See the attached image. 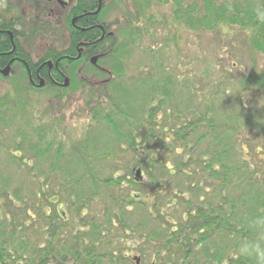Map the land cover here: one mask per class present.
<instances>
[{"label":"trees","instance_id":"trees-1","mask_svg":"<svg viewBox=\"0 0 264 264\" xmlns=\"http://www.w3.org/2000/svg\"><path fill=\"white\" fill-rule=\"evenodd\" d=\"M117 1L126 0H111L109 11ZM128 2L139 16L117 27L100 61L114 78L69 86L81 92L82 136L70 143L63 118L45 121L30 110V92L49 90L62 101L68 88L34 90L19 75L14 93L0 97V264H130L118 234L143 238L139 253L150 264H258L240 247L260 240L249 221L264 219V70L243 73L231 87L223 72L199 89L174 74L163 53L181 30L237 28L264 56V0ZM153 5L169 6V15L151 14ZM146 40L147 61L129 77L127 64ZM92 124L104 129L87 131ZM126 151L149 185L135 175L123 195L115 154ZM21 174L33 176L34 189Z\"/></svg>","mask_w":264,"mask_h":264},{"label":"flooded vegetation","instance_id":"flooded-vegetation-1","mask_svg":"<svg viewBox=\"0 0 264 264\" xmlns=\"http://www.w3.org/2000/svg\"><path fill=\"white\" fill-rule=\"evenodd\" d=\"M110 1L0 0V78L22 75L34 90L108 85L104 50L120 24L139 16L128 0L109 11Z\"/></svg>","mask_w":264,"mask_h":264},{"label":"rangeland","instance_id":"rangeland-1","mask_svg":"<svg viewBox=\"0 0 264 264\" xmlns=\"http://www.w3.org/2000/svg\"><path fill=\"white\" fill-rule=\"evenodd\" d=\"M150 13L157 17H161L169 15L170 12L166 5H153L150 9ZM162 33V29L159 33H157L158 43L160 42V34ZM179 38L180 42L177 46L171 45L167 49V52L163 53V55L170 59L174 74H177L179 70L182 71L185 79L187 80L186 84L191 81L199 89L204 88L203 84H205L209 78H211L212 81H214L213 79H219L223 72H225L223 75L227 78V83L230 86V83L233 85L235 80L243 73L264 70V56L260 53L253 52L247 46V35L245 36V33L237 28L201 34L200 36L190 34L186 30H181L179 32ZM147 47L148 41L146 40L139 47L141 49H134L132 58L127 64L129 77H137L139 75L140 71L136 67L140 62L146 63L147 56L144 54L143 49ZM140 67L144 70L147 69L145 71L149 70V66L147 65ZM210 72H213V75H210ZM13 81V77H9L8 79L0 78V97L14 93V87L10 84ZM80 93L81 92L72 90L69 87L67 91L62 94V101L53 98L49 90L30 92L27 97L30 104V110L34 111V113L40 118H43L44 116L43 120L50 121V119H54L55 117L63 118L64 127L67 128L68 132H72V135L69 136V142L72 143V139H74L75 136L77 137V134L82 136V131L85 132V128L87 126V119L84 113L85 111H83L84 107L79 106L81 104ZM256 98L258 97L256 96ZM256 98H253L254 102L257 101ZM158 117L161 119L162 114H159ZM160 119L158 120L160 121ZM100 129L103 130L104 127L92 124L87 128V131L96 130L101 132ZM3 155L4 154L0 151V157ZM133 158L134 156L129 151H126L125 153L117 152L115 154V160L119 165V167H117L119 169L116 174L123 178L121 180L123 195H125L126 190L130 187L129 180L134 181V178L136 177V171L132 168ZM111 164H114V161H111ZM127 167H130L132 171V173L130 172L128 176L126 175ZM169 167H172L171 163L169 164ZM40 169L46 170V168L42 166ZM104 172L105 174L110 173V171L106 170ZM4 175L7 176L6 173H4ZM139 176H137L138 182L143 184L145 183L143 186L147 188V185H149L148 176L143 172L140 173ZM21 177L22 183H24L27 190L35 188V180L32 178L33 176L26 177V175L21 174ZM199 177L200 174L194 175V182L198 181ZM49 180H51L52 183V178H49ZM181 181L184 184L186 183V180L183 178ZM17 183H19L18 180L15 182V185ZM188 183L189 180L186 184ZM117 190L118 189L115 188L113 192L118 193ZM28 197H30V194H28ZM169 200V197H167L162 205V207H166L167 212L171 210V208H167ZM100 207L101 205L96 203L92 207V210L98 211ZM27 235L31 241L38 240L37 232L34 233V230L32 229L28 230ZM116 238H119L120 240L118 243H120V246L123 248V254H126L128 259L130 258V264H136L133 260V256L139 257V264H150L147 258L141 259L142 256L139 253L141 249L145 248L143 238L131 236L130 234H118ZM151 249L148 251L151 252Z\"/></svg>","mask_w":264,"mask_h":264},{"label":"clouds","instance_id":"clouds-1","mask_svg":"<svg viewBox=\"0 0 264 264\" xmlns=\"http://www.w3.org/2000/svg\"><path fill=\"white\" fill-rule=\"evenodd\" d=\"M249 226L258 230L261 233V238L257 241L244 242L240 247V252L255 257L258 264H264V219L251 220Z\"/></svg>","mask_w":264,"mask_h":264},{"label":"water","instance_id":"water-1","mask_svg":"<svg viewBox=\"0 0 264 264\" xmlns=\"http://www.w3.org/2000/svg\"><path fill=\"white\" fill-rule=\"evenodd\" d=\"M94 62H95V59L92 60V63H94ZM65 85H66V83H65ZM139 175H140V171L137 170V172H136V176H139ZM133 260L135 261L136 264H139V262H140V259H139V257H137V256H134V257H133ZM153 264H155V263H153Z\"/></svg>","mask_w":264,"mask_h":264}]
</instances>
